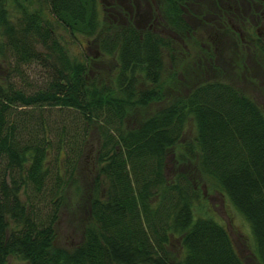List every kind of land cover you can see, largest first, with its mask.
I'll return each mask as SVG.
<instances>
[{"label": "trees", "instance_id": "16d2710c", "mask_svg": "<svg viewBox=\"0 0 264 264\" xmlns=\"http://www.w3.org/2000/svg\"><path fill=\"white\" fill-rule=\"evenodd\" d=\"M237 2L160 0L163 25L178 42L133 24L104 27L97 0H0V56L9 52L18 64L50 69L48 83L32 93L0 80V264L12 253L29 264H246L222 222L194 213L200 180L220 190L249 223L254 254L264 264V111L221 77L228 70L216 63L217 45L185 52L176 94L139 123L127 120L130 106L164 99L159 87L137 91L139 80L159 83L163 50L174 53L180 39L185 45L193 35L202 38L208 26L229 33L228 25L218 27L219 12L229 5L228 14L242 20L247 8ZM60 27L72 36H95L102 52L115 54L114 89L89 86L90 62L70 58ZM257 45L264 53V44ZM245 64L237 67L244 71ZM211 72L215 77L206 78ZM50 109L65 117L52 120ZM190 120L195 133L182 140ZM93 129L101 163L89 218L82 241L66 249L54 244L61 202L52 200L42 220L18 194L24 186L38 192L49 186L58 197L64 185L77 183ZM168 153L174 154L170 175Z\"/></svg>", "mask_w": 264, "mask_h": 264}, {"label": "rangeland", "instance_id": "374dc122", "mask_svg": "<svg viewBox=\"0 0 264 264\" xmlns=\"http://www.w3.org/2000/svg\"><path fill=\"white\" fill-rule=\"evenodd\" d=\"M97 2L103 26H116L112 22V17L104 12L101 0H97ZM242 20L241 22L240 19H235L231 22L236 29L243 27L244 32L242 31V37L235 32V28L230 23L228 24L230 31L221 36L222 42L217 52L221 54V60H218L216 63H218L219 67H227L228 72L223 73L221 77L234 82L244 93L252 97L264 111V56L259 52L254 55L253 48L248 49L249 46L246 44L251 39L259 42L260 39H257V33L261 32V29L257 31L253 27L250 30L247 19ZM258 22L259 25L257 26H260L262 20ZM199 31L201 30L197 28L195 34L198 35ZM161 34L168 36L167 33L161 32ZM200 36L202 38H197L193 35L185 45L184 42L181 44L176 43L174 45V53L171 50H163L164 65L161 79L157 85H150V83L139 80L137 91H143L148 88L152 89L154 86L157 89L159 87L163 92L164 99L150 102L147 105L130 106L127 109L129 113V119L127 120L130 125L139 123L146 116L153 113V111L165 105L176 94L177 78L182 74L181 67L183 61L181 58L185 56V52L188 51V53L193 55L199 45L205 47L210 44L206 33L200 34ZM58 38L68 50L71 59L80 61L88 59L90 62L91 68L87 75L89 86L95 85L101 89L102 85H108L111 89H114L113 78L117 70L115 54L111 55L108 52H102L95 36L89 37L80 34L72 36L60 27L58 28ZM242 40H245V42ZM237 52H242L240 54L241 59L238 58ZM216 56L218 57V55ZM242 60L246 61V69L244 71L237 67V63L242 62ZM49 72L50 69L48 66H45V63L30 62L18 64L13 54L9 52L5 56H0V80L3 83L7 80L16 88H21L29 93L35 92L48 83L50 78ZM220 73L222 72L220 71L218 74ZM214 77L215 75L212 72L206 75L208 79ZM50 111L53 116L52 120H61L65 117L56 110L50 109ZM44 115L47 116L48 113L46 112ZM104 116L105 114H102V117ZM194 133L195 125L190 120L185 126L182 140L191 138ZM90 134L78 164L79 172L77 173V177L79 181L77 183H72L67 187L64 185L65 188L59 193L58 197L57 195H52L49 191V186L41 192H38L34 188L32 189V187L24 186L18 194L23 203L33 204L37 217L42 220L48 217L47 214L51 211L52 200L54 202L55 200L61 202L54 227V244L66 249L77 246L83 239V230L89 218V193L92 192L94 187L93 181L101 163V160L98 158L101 139L95 129ZM173 158L174 154L168 153L166 160V173L168 175L174 171ZM17 181L19 182V178H17ZM7 182L9 183L10 181L7 179ZM104 187L102 186L98 189L100 199H103ZM199 187L202 190V200L199 204L195 205L194 213L202 216H212L222 222L227 227L236 251L243 261L246 264H261L254 254V240L249 223L232 206L220 190L203 180L199 181ZM10 227H14V224H10ZM177 244L176 240H172L170 249L175 251ZM3 264H29V262L22 256L12 253L5 258Z\"/></svg>", "mask_w": 264, "mask_h": 264}, {"label": "flooded vegetation", "instance_id": "af4514ba", "mask_svg": "<svg viewBox=\"0 0 264 264\" xmlns=\"http://www.w3.org/2000/svg\"><path fill=\"white\" fill-rule=\"evenodd\" d=\"M101 3L103 4L104 12L112 17V22L114 24H133L139 30L151 29L153 32L159 33L160 35H162L161 32L167 33L168 36L173 37L179 42L177 35L173 34L163 25L160 0H101ZM237 4L240 6L245 5L247 10L244 11V7L241 8L242 12L245 14L242 19H247V24L250 30H252L251 28L253 27H255L257 31L261 29V32L257 33V39H260V41L264 44V0H238ZM226 8L228 11L231 7L227 5ZM226 10L223 9L221 13L219 12L222 24L218 27L221 30H225L227 25L229 23L231 24V22L235 20V18L231 14H228ZM208 17L210 18V15ZM209 18L207 22H211L209 21ZM236 19L239 20L240 18L236 17ZM259 20H262V22L260 23V26H257L259 25ZM240 21L242 22L243 20L240 19ZM232 27L235 28L233 25ZM242 28H235V32H237L238 35L240 34L241 37L244 32ZM204 30V33L207 34L210 41V44L205 47L209 50L213 48L212 46L215 47V45L219 47L222 42L221 36L225 35L226 32H215L214 29L211 30V27L209 26ZM242 41L245 42V40ZM180 42L182 43L183 40L180 39ZM257 43L258 41H253L252 39L246 42L247 46H249L248 49L253 48L254 55L259 52L264 56V53L258 48Z\"/></svg>", "mask_w": 264, "mask_h": 264}]
</instances>
